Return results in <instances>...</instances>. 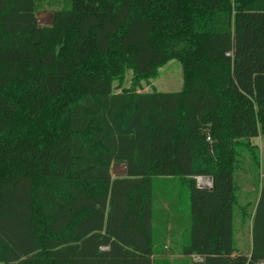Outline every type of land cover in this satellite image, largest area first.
Returning <instances> with one entry per match:
<instances>
[{"label": "trees", "instance_id": "obj_1", "mask_svg": "<svg viewBox=\"0 0 264 264\" xmlns=\"http://www.w3.org/2000/svg\"><path fill=\"white\" fill-rule=\"evenodd\" d=\"M45 1L0 0V264H264V190L235 241L240 150L264 172V0H62L41 26ZM172 59L179 91H115Z\"/></svg>", "mask_w": 264, "mask_h": 264}, {"label": "rangeland", "instance_id": "obj_2", "mask_svg": "<svg viewBox=\"0 0 264 264\" xmlns=\"http://www.w3.org/2000/svg\"><path fill=\"white\" fill-rule=\"evenodd\" d=\"M62 2V0H46L45 6L37 11V19L41 26L51 25L53 9L57 6L56 2ZM50 2L52 4L50 5ZM135 87L138 91H179L183 87V67L179 60L172 59L165 63L158 69V73L155 77L149 80H141L138 84L134 83V74L131 69L124 73L123 79L115 80L114 89L116 92L121 90L131 89ZM252 144L258 146V152L260 155V160H263L264 156V143L260 138H254L251 141ZM126 173L125 164H114L112 166L113 177L121 176ZM258 179V180H257ZM199 180V179H198ZM197 184L200 187H205L202 183ZM236 180L239 186L238 190V206L246 205L249 206L250 218H248V223L243 224L240 216L237 215L235 221V241L240 250L251 247L252 244V220L251 216L257 207V202L259 201L262 191L264 190V172L259 171V176L253 169V162L246 150H240V163L239 168L236 172ZM257 181V183H256ZM238 206L236 211L239 212Z\"/></svg>", "mask_w": 264, "mask_h": 264}, {"label": "crops", "instance_id": "obj_3", "mask_svg": "<svg viewBox=\"0 0 264 264\" xmlns=\"http://www.w3.org/2000/svg\"><path fill=\"white\" fill-rule=\"evenodd\" d=\"M126 174V173H125ZM124 174V175H125ZM203 178V185L207 188H211L212 187V178L211 177H207V176H201ZM199 178V177H198ZM203 187V186H202ZM174 256H178V255H174Z\"/></svg>", "mask_w": 264, "mask_h": 264}, {"label": "built area", "instance_id": "obj_4", "mask_svg": "<svg viewBox=\"0 0 264 264\" xmlns=\"http://www.w3.org/2000/svg\"><path fill=\"white\" fill-rule=\"evenodd\" d=\"M198 179H199L198 182L200 183L201 179H203V178L202 177H199ZM193 259L194 260H202V257H200L198 255H195V256H193Z\"/></svg>", "mask_w": 264, "mask_h": 264}, {"label": "bare ground", "instance_id": "obj_5", "mask_svg": "<svg viewBox=\"0 0 264 264\" xmlns=\"http://www.w3.org/2000/svg\"><path fill=\"white\" fill-rule=\"evenodd\" d=\"M203 181H204V180H203V179H201L200 183H203Z\"/></svg>", "mask_w": 264, "mask_h": 264}, {"label": "water", "instance_id": "obj_6", "mask_svg": "<svg viewBox=\"0 0 264 264\" xmlns=\"http://www.w3.org/2000/svg\"><path fill=\"white\" fill-rule=\"evenodd\" d=\"M197 180H198V177H197Z\"/></svg>", "mask_w": 264, "mask_h": 264}]
</instances>
